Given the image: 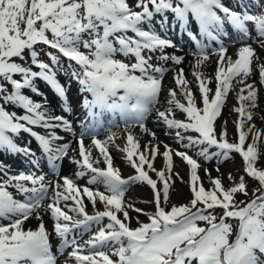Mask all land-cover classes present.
I'll use <instances>...</instances> for the list:
<instances>
[{"label":"snow or ice","instance_id":"obj_1","mask_svg":"<svg viewBox=\"0 0 264 264\" xmlns=\"http://www.w3.org/2000/svg\"><path fill=\"white\" fill-rule=\"evenodd\" d=\"M249 3L261 11L250 12L244 0H238L240 11L225 6L222 0H136L134 6L126 0H0V79L11 85L9 94L0 83V150L33 155L30 148L20 147L15 142L14 138L24 132L38 142L53 163L68 154V143L55 147L53 143L63 139L54 129L71 131L69 121L63 115L53 114L46 102H34L21 91L27 89L40 94L34 86L39 78L66 101V89L56 79V73L63 72L78 83L81 94L91 97L83 96L82 107L92 121L91 144L98 149L106 165L104 169L93 166L92 147L84 145L86 133L82 132L78 140L81 159H70L80 169L75 174L77 178L91 173L87 185L82 188L68 176L60 177L62 184L46 183L44 174L21 171L12 175L7 166H0L4 177L0 179V264H57L42 211L50 214L54 221L53 230L61 247L72 249L64 264H264V170L254 166L258 156L256 142L261 132L255 131L253 142L245 148L246 137L254 125L248 132L242 131L245 122L253 119L249 109L257 107V89L245 81L254 71L253 60L259 57L246 41L251 38L264 49V0H249ZM154 20L160 26L159 31ZM169 23L195 44V69L203 66L211 55L206 50L209 45L202 38L217 45L212 49L218 56L214 94L203 74L193 72L202 107L188 88L183 69L173 78L187 103L177 99L176 91L169 89L165 110L156 107L163 89V74L168 69L155 66L151 61L154 58L170 60L173 65H180L184 59L165 51L178 47L168 38ZM226 25L239 34L238 41L243 43L234 60L226 56L224 39H231ZM249 25L255 37L251 36ZM36 45L56 50L40 49L49 62L39 58ZM25 50H28L30 64ZM60 57L68 61L67 68ZM13 58L24 63H17ZM258 70L259 83L264 85V63L259 64ZM16 75L21 79L14 78ZM234 79L242 85L237 93L239 106L231 109L239 114L235 122L239 135L238 142H228L224 132L217 138L214 124L234 87ZM4 105H11L13 109L19 107L23 112L9 111ZM153 109H156L158 121H163L168 129L177 130L175 140L182 147L205 146L198 152L205 160L216 158L222 162L232 152L239 154L247 176L258 181L253 198L236 202V193L247 195L244 177L224 189L221 178L211 177L209 169H205V174L213 187L206 190L197 173L200 167L197 160L177 150L175 156L189 168L192 198L188 204L166 208L172 177L154 168L153 161L159 149L155 145H145L144 150L139 151L140 144L131 133L127 135L128 146L122 151L135 174L122 178L112 166L106 147L114 133L105 141L96 138L98 127H102L99 117L104 112H118L126 128L139 124L147 132L144 120ZM177 110L183 114V119L175 118ZM64 111H70L66 102ZM33 126L43 128L47 134L37 133ZM152 135L155 137V133ZM164 148V167L172 173L173 150L167 144ZM212 148L216 151L210 152ZM148 170L155 172L163 184L162 189H158L157 180L149 176ZM174 175L179 176L178 173ZM229 178H232L231 173ZM180 179L183 182V178ZM135 183L151 187L153 201L146 202L154 203L155 211L143 213L141 209H134L147 215L149 222H140L137 217L138 226L132 228L127 211L132 206L123 198L127 188ZM98 184L103 185V192L88 186ZM9 187L23 199L14 198ZM83 197L94 209L99 203L103 210L89 215ZM45 200L50 202L45 205ZM217 210H220L219 215ZM118 213L123 214V220ZM33 215L40 223L34 230H25L24 223ZM105 218L108 223L102 224ZM93 224L97 230L83 244L78 243V236L90 231Z\"/></svg>","mask_w":264,"mask_h":264},{"label":"bare ground","instance_id":"obj_2","mask_svg":"<svg viewBox=\"0 0 264 264\" xmlns=\"http://www.w3.org/2000/svg\"><path fill=\"white\" fill-rule=\"evenodd\" d=\"M222 1L227 2V4H230L235 7L236 5H233V3H238V0H222ZM244 2L248 3V10L250 12H253V10L256 7H253L251 3H249V0H244ZM168 16H169V21H171V14L169 13ZM157 19H159V17H157ZM153 24L155 25L156 30L159 31L160 30L159 24H156L155 20L153 21ZM249 28L252 29V26L249 25ZM226 31L229 33L231 40L238 39L239 34L234 29H232L230 25H226ZM160 34L164 35L163 32H160ZM167 35H168V38H170L171 40H174L176 42H181L184 47H187L188 51L195 52V44L186 35H181L177 29L172 28L170 23H169V31ZM202 40L205 44L209 45V47L206 49L209 52L210 48L213 47L214 42H210L206 38H202ZM241 46H243L242 42H238L226 48V56L231 57L233 60L236 59L238 49ZM34 47L36 48L38 52H40V49H45L46 51H52L51 49H47V46H44V45H36ZM251 47L254 49L259 59L253 60L252 67L254 71L251 77L247 79L245 83H252L255 85L257 84V81H259V70H258L259 64L264 63V49H261L259 45L251 46ZM25 51H27L26 58H28L29 64H30V57L28 54V50H25ZM165 51L170 55L175 54L177 56L183 57L184 59L180 65H173L172 61L170 60L165 62V61H158L157 59L154 58L151 61V63L156 64V66H162L168 69L163 74V78H162L163 89L158 98V104L156 106L158 109L165 110V107L167 106L165 97H167L169 89L176 91L177 99H179L181 102L185 104L187 103L184 97L181 96L180 94L181 90L179 88H176L175 80L173 78L179 72L180 69L184 70V78L189 82L188 88L192 91V93L194 94V97L196 95L200 97V93L198 90V82L196 81L193 75L194 71H200L203 74V77L207 79L208 87L213 88L215 90V68H216V61L218 60V56L216 54L214 55L211 54L209 60L206 61L203 66H201L199 69H195L193 65L195 64L196 56L193 53L177 52V51H181L180 49H178V47L167 48ZM39 57H47V56L45 55L44 52H40ZM60 59H61V63H63L65 68H67L68 61L63 57H60ZM23 63L24 61L22 62V64ZM33 70H38V69L33 68ZM68 71L70 72L71 70L69 69ZM16 79H21V77L18 75ZM58 81L66 89V101L65 99H62L61 97H59L56 94V92L43 80L37 78L34 81V85L37 86L41 90L40 95L47 99L46 107L51 109L53 114L63 115L65 119L69 121L71 125L70 132L61 130L60 128L54 129V131H57V133L60 134L61 137H63V139L55 141L53 143V146L55 147V146H59L64 143H68L69 144L68 152L73 151L75 149L74 151L75 154L73 156H69V154H67L65 157L53 163L51 160L48 159L47 155L41 150V147L39 146L38 143H36V140H34V138H31V136L28 133L21 132L18 136L14 138L15 142L17 144H22V141L25 140L26 144L24 145V147L31 145L33 155L25 156L20 153L10 154V153H7L6 151L0 150V158H3L6 161L12 160L13 163L10 165L9 169L14 174H18L21 171L25 173L34 171L38 175V172L33 169L34 163L30 161V159L33 158L34 161L36 162V165L38 166L45 165V167L47 168L54 169V176L51 177L50 179H45L46 183L51 181L53 184H55L56 182H60L62 184V180H60V177L68 176L75 181L78 187L82 188L83 186L87 185V180L90 178L91 173H86L84 177L77 178L75 174L80 169L78 168L77 164L70 162V159L72 158H75L76 160L81 159L79 157L78 140L82 132L86 133L83 139L84 145L86 147L88 146L92 147V160L94 162L93 166L99 167L101 169H104L106 167L104 160H103V156L99 153L98 149H96L95 146L91 144L92 135H89V134H91L90 124L92 123V121L88 117L87 111L82 107V101L80 100V98L81 97L83 98L84 95H88L89 99L91 97L87 93L81 94L79 91L78 83L75 80L70 79L69 75H67V77H65L64 74L59 75ZM5 83H6L8 93L10 94L11 85L8 84L7 82ZM241 87L242 85L236 84V87L234 89L235 97L233 99V103H230L227 106L226 112L228 115L232 117L231 119H235V117H239V114L234 111H231V109L234 106L237 107L236 105L239 106L238 99H237V93L239 92ZM262 88L264 89V86L259 85V87L256 88L257 93L259 90L262 91ZM21 91H22V94L28 95L29 98H31L34 102H41V103L45 102V101L42 102V101L37 100V98H35V96L32 95V92H30V90L24 89ZM243 94L246 95L247 93L245 92ZM65 102L70 107L69 112H65L62 109V105L65 104ZM47 104L49 105L47 106ZM5 106L7 107V110L9 111L15 110L18 114H21L23 112V110L20 109L19 107H16L15 109H13L11 105H5ZM249 110L252 113L253 119L248 122L246 121L247 123L245 126H249L252 122L258 121L257 114L259 113L260 110L253 109V108H250ZM175 118L183 119L184 117H183V114L179 113V110H177ZM231 119L226 121V126L230 128L234 126V124L231 122ZM87 122L89 123L88 126L86 125ZM99 122L102 125V127H104L105 129H111L112 126H114L115 122H118V125H117L118 131L115 130L114 135L112 133L108 135L107 133H105L104 135L98 136L96 138L100 139L101 141H105L109 135H113V139L107 143V146H106L107 152L112 158V166L120 172L121 177L124 179H127L129 176H132L135 174L134 169L131 167V162L127 161L126 159V153L122 151L124 148L128 146L127 145V135L129 133H131L134 136V138L139 142L140 144L139 151H143L145 145H150V146L155 145L158 147L159 149L158 155L153 161L154 168L157 169L159 167V170H164L166 172V175H168V172L166 171L164 167L163 156H162V153L165 151L164 145L167 144L169 148L172 149L173 151L184 148L181 146V144L177 143L175 140V132H176L175 129H168L166 125L163 123V121L157 120L156 109H153L146 116L144 120V124L146 128L149 130L147 132L143 131L140 128L139 124H135L134 126L130 128H126L125 123L124 125H121L120 123L123 121L121 120L120 114L118 112L117 113H112V112L102 113V115H100L99 117ZM81 123L82 125L83 124L84 125L80 128ZM258 127H259L258 125H256V127L254 125L253 129H257ZM100 129L97 132H100L102 130ZM33 130L36 132H42L44 129L38 126H33ZM152 133H155V137H153ZM116 134H120V135L115 137ZM185 135L198 136V134L196 133H186ZM184 143H187V141H184ZM200 148L201 146H195L194 152L196 154L189 153L188 156L191 155V157L193 158H196L197 156L196 158L197 161H201L208 165V167L200 169L203 176L206 178L205 169H210V168H212L213 173H221L223 170L222 167L218 168L219 171H217L216 170L217 168L212 166L213 164L215 163L219 164L220 162H218L216 158H213L212 160H205L203 156L198 155ZM138 155H139V152L137 153V156ZM149 155H150V152H149ZM133 159L137 160V157L134 156ZM172 159H173L172 173L173 174L178 173L179 177H182L184 179L186 172H187L186 170L188 168V165L180 157L175 156V152L173 153ZM160 160L163 163H161ZM145 170H147V168H145ZM148 171L150 172L151 170H148ZM149 176L152 179L157 180L158 189H162L163 184L159 183V180L157 179L156 175L149 174ZM88 186L93 190L98 189L101 192L104 191L103 185L98 184V185H88ZM8 190L13 193L14 198L20 199V200L23 199L22 196L17 195L15 193L14 189L9 187ZM50 192H51V189H50ZM184 192H185L184 187L183 185L180 184V182H179V186L175 184L174 188L170 187L169 189L170 199H169L168 204L166 205V208L170 209L172 205H178L179 202L182 199H184ZM162 195L163 194L161 192V198H162ZM153 197H154V193L151 187L148 186L147 184L135 183L127 188V191L123 199L126 202V204H129L132 206V207L127 208V211L129 212V216L131 217V220L129 222L130 227L135 228L138 226L137 217L140 222H143V223L149 222L147 215L137 212L134 209H141L143 210V213H152L150 210L153 211V209H155V204L146 202V201H153ZM83 199L86 204V212L89 215H93L95 211L97 210H103V206L101 204L97 203L96 208L94 209L91 202L87 201L86 197H83ZM68 203L71 204V201H69ZM41 215H42L43 223L46 226V230L49 232L50 246H51V250L53 254L57 258V264H64L65 260L68 259V253L72 249L63 248L62 251L60 250L59 244H61V241L54 233V230H53L54 221L52 220L50 214H45L42 211ZM118 216L123 220L122 213H118ZM3 223H7V222L4 221ZM39 223L40 221L37 220L35 216L33 215L32 218H30L28 221L24 223L23 227L25 230H28V229L34 230L37 228ZM101 223L102 224L108 223L107 218H105ZM96 230H97V226L93 224L91 226L90 231L85 232L82 237L78 236V243L83 244L86 240H88L91 237V235ZM55 241H56V244L53 245Z\"/></svg>","mask_w":264,"mask_h":264},{"label":"rangeland","instance_id":"obj_3","mask_svg":"<svg viewBox=\"0 0 264 264\" xmlns=\"http://www.w3.org/2000/svg\"><path fill=\"white\" fill-rule=\"evenodd\" d=\"M126 2L129 5L134 6V4L136 3V0H126ZM251 36L254 37L253 34H252V32H251ZM248 41H249L248 44H250L252 46H253V44L254 45H258L257 43H254L253 42V39H251V38H249ZM181 50H182V52H185V49L183 50L181 48ZM26 54H27V51H25V53H24L25 57H26ZM39 58L42 59V60H44V61H46V62H49V58L48 57H39ZM117 58L118 59H124V58H120L118 56H117ZM13 60L15 62H17V63H22L23 62L19 58H13ZM153 65H156V64H153ZM61 74H64V73L63 72H57L56 73V78L59 75H61ZM64 76L67 77V75H65V74H64ZM69 77H70V79H72L70 75H69ZM14 78H15V76H14ZM255 81H256V79H255ZM0 83H2L4 85V87H6V83L2 79H0ZM232 83H233L234 87L230 89V91H229V93H228V95L226 97L225 106L222 107L221 115L215 121L214 129H215V133L217 135V138H219V135H220L221 132H224L225 133V139L228 142H238V135L239 134H238V131L236 129L235 122H236V120L239 117H235V119H231L232 117L230 115H228L227 112H226L228 104L233 103V99L235 97V95H234V89H235L236 84H237L236 83V80L234 79ZM259 85H261V84L259 83V81H257V84H255V87L258 88ZM262 86H264V85H262ZM36 88L40 92V89L38 87H36ZM210 89H212V94H214V89L213 88H210ZM32 95H34L35 98H37V100H39V101H42V102L47 101L40 94H33L32 93ZM195 98H196V100L198 102V106L199 107H202L201 98L198 95H196ZM0 104H2V102H0ZM48 105L49 104H47V106ZM236 106L238 107V105H236ZM4 107H5V105H4ZM253 109H259L260 110L259 113L257 114L258 121L252 122L249 126H245L242 129V131L248 132L247 129L251 125H255V127H256V125H258L259 127L257 129H253L252 132H249V134H248V136L246 137V140H245V148H246V146L248 144H250V143L253 142L252 137H253L254 132L257 131V130H259L261 132V137L256 142L258 156H257V162L255 163L254 166L257 167L258 169L264 170V89L263 88H262V91L259 90L258 93H257V107H255ZM230 119H231V122L234 124V126L232 128L226 126V121L227 120H230ZM247 122H245V125H246ZM117 125L118 124L114 125V127L111 129L112 131L111 130H106V131L101 132L99 135H101L104 132L107 133V135L110 134V133L113 134L115 132V130L118 131ZM175 131H177V130H175ZM39 133H41V132H39ZM119 135L120 134H116L115 137H117ZM23 142L25 143V140H23L22 141V144H20L22 147L24 146L23 145ZM26 147L27 148H30L32 150L31 145H28ZM201 147H205V146H201ZM194 149H195V146H192V147H189V148L178 149V151L186 152L187 155L189 153L196 154L194 152ZM175 151H177V150H175ZM175 151H172V156H173V153ZM209 151L210 152H215L216 149L215 148H212ZM68 154H69V156H73L75 154V152L74 151H69ZM189 156L191 157V155H189ZM191 158H193V157H191ZM196 158H197V156H196ZM196 158H193V159L197 160ZM160 162L163 163L164 160H163V162L160 160ZM197 162L200 165V167L197 169V173L201 177V180L203 182V186L205 187V189L206 190H209L213 186L210 183V180H209L208 176H206V178H205L203 176V174L201 173V171H200L201 168L208 167V165L205 164V163H203V162H201V161H197ZM10 163L11 162H9V161H6L4 159H0V166H7V168L9 169V167L11 165ZM212 166H214L216 168H221V167L223 168V170H222L221 173H213L212 172V168H210L209 170H210L211 177H213V178H216V177L221 178V180H222V187L224 189H228V188L234 186L235 183H238L239 182L240 177H244V181H245V184H246L247 195H244L243 193H239V192L236 193L235 196H234V199H235L236 202H240V201H246L247 202V201H250L253 198V189H256L259 186L258 185V181H256L253 178L247 176V174L244 171V162L242 160V157L239 154H237L235 152H232V153H230V157L228 159L223 160L219 164L215 163ZM144 167L147 168L146 165ZM156 170L159 171V167ZM39 171H40V174H44L45 175V178H48V177L53 176V174H50L49 173L48 169H45V168L42 169V168H40ZM186 171L187 172H186L185 178L183 179V182L180 181V177L179 176L174 175L175 173L174 174L173 173H168V175H170L172 177V180L170 181V187L174 188V185L175 184L179 186V182H180V184L183 185L184 190H185V192H184V199H182L179 202L178 205L188 204L189 201H190V199L192 198L191 197V191H190V183H189V168H187ZM229 173H231V176H232L231 179L229 178ZM9 174L15 175L14 173H12L11 170H10V173ZM149 174L152 175V174H155V172H153V171L151 172L150 171ZM1 176H3L2 173H0V177ZM159 183H162V182L159 181ZM45 201L43 202L45 205L50 202L49 200H45ZM150 211L153 213L155 211V209H153V211L152 210H150ZM219 214H220V210H217V215H219ZM229 222H232V221H229ZM201 226H203V225H201ZM54 244H56V241L53 243V245ZM84 254H87V252H85Z\"/></svg>","mask_w":264,"mask_h":264}]
</instances>
